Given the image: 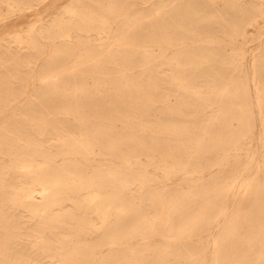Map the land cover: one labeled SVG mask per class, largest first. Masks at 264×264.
Returning <instances> with one entry per match:
<instances>
[{"label":"bare ground","instance_id":"1","mask_svg":"<svg viewBox=\"0 0 264 264\" xmlns=\"http://www.w3.org/2000/svg\"><path fill=\"white\" fill-rule=\"evenodd\" d=\"M122 1L126 10L124 17L120 16V12H122L120 9L112 7L114 6L112 5L113 3H110L109 6L102 7L100 0H76L65 8V11L69 13V18H67L65 14L66 16H64L67 19L58 18L52 22L51 26L57 28L53 35L63 41V46L60 47L59 53L50 58L49 64H51V71L47 75L51 77L55 73L57 74L59 70L60 72H64L61 75V79L66 83L72 84V91L69 95H71L70 98L73 100L63 99L67 96L61 93V89L55 87V85H50L53 88V92L46 98L45 102H41V100H44V97L41 98L39 96L36 98L39 99L37 104L52 108V110L49 111L51 113L47 117H41L39 115V108H30L33 106L31 105V103H33L32 100L22 104L21 107H23L24 110L21 111V117L19 119H15L14 117V114L17 113V105L11 106L12 108L8 115L0 119V152H10L17 155H24V153L32 155L35 152L42 153L43 149L41 142L43 140H48L51 143L57 144L62 151H78L88 159H91V154L94 149L93 145H96V147L98 146L101 152L112 155H117V143H127L133 148V151L142 149L144 152H150L153 145L148 143L149 139L146 137L148 132L142 133V136L136 137L128 130L116 138L111 135L112 122L118 119L122 121L128 119L124 116L126 115L125 111L137 112L139 109L149 111L159 109L160 113H164L166 109H171L185 114L191 107H203L206 110L204 113L205 118L199 121L197 116H194L191 122L195 127L200 125L198 126L199 129L203 131L208 140L205 148L207 150L218 151L219 160H210L203 165V167H200V169H198L199 167H195L194 169L197 170V172L204 171L217 162L220 163V167L224 169V171L232 169L231 167L238 164L241 165L238 169L239 173L243 171L249 172L252 168L246 177L243 176L244 178H241V193H232L234 195V203L230 209L231 214L229 213L224 220L227 221L228 224L223 227L224 232L235 233L237 237L238 232L236 230L238 229L239 223H247L248 226H246L248 228L252 227L248 216L253 213L255 208H257V217L264 216V209L259 206V204H263L264 206V202H262L264 201V150L261 153V160L258 158L259 155L256 156L253 151L250 150L245 152V157L240 158L237 154L238 149L249 145L253 137V128L249 112L250 102L245 98L246 94L244 91H241L240 88H236V90H238L237 94L229 95L224 85L225 80L223 83L217 84L215 82L216 79L224 75L219 71L213 70L214 68L208 70V68L203 67L197 73L200 77L198 80L208 81L206 84H208L209 90H211L213 86L218 87L219 90H216L215 93L216 98L197 95L198 93L192 90L194 85L190 84L185 78V75L181 73V70L184 68V63L181 62V58L179 59L177 55H174L168 59H164L161 53L154 54L151 52V46L153 44L166 42L165 48H167L169 47L168 45L178 37L186 36L189 33L191 35H201L205 30L204 23L207 18L206 15L203 14V8L201 6H194V11L192 13H190L189 8H187L189 12L187 16L186 12L182 15L174 9L162 11L160 13L158 11H153L155 9L149 11L151 9L150 6L142 8L143 10L141 8H136L138 3H153L161 0ZM14 5L13 3L12 6ZM249 8V13L246 16V18H248L247 21L245 23L233 25L232 29L230 28L231 30L227 28L228 25L225 23L228 20V16L226 17L219 14L222 19V24L220 25L224 28L223 33L225 36L234 37L232 38L233 40L229 38L231 41H234L235 37L239 34L243 36V39H246V34H248L246 25L253 21H257L258 17L263 18V22L260 26L264 27V0H254V3H252ZM60 10L58 13H60ZM52 14L53 16L56 15L54 13ZM61 14L62 13H60V15ZM147 16L151 17L142 19ZM55 17L57 16H54V18ZM114 21H116V28L112 29ZM234 22L236 24L235 20ZM120 32H122L121 34L123 35H121ZM262 32H264V30H258L257 36L259 37ZM206 33L207 31L204 32L205 35ZM94 34H96V37L99 35V39L95 37L97 40H91ZM104 34L112 40L115 39L117 42V44H115L116 46L112 47V41L109 42L107 46H103L104 42L102 38ZM117 35L119 36L115 37ZM33 37L35 39V36ZM243 39L241 41H243ZM77 49L84 51L83 54L80 53L82 54V60L80 59L82 65L80 67L76 66L75 63L68 65L71 52ZM162 49H164V46ZM182 49L183 47H178V51ZM262 50L264 51L263 48ZM232 56L233 54L231 57ZM89 58L93 59L92 62ZM109 64L112 66L106 70L105 68H107ZM261 66H264V64H261ZM133 68H137L138 72L144 76L143 79L145 83L143 86H137L135 76L138 73L134 72L135 70L132 71ZM242 72H240V74ZM8 74L14 73L6 72V75ZM44 74L45 73L41 74V78L46 76ZM88 76L93 77V83L90 88L85 86V79ZM174 90L180 91L181 94L178 96L179 93H176L178 96L177 99L172 105H168L166 96L170 91ZM143 91H146V94H143ZM213 92L215 91L213 90ZM9 95L10 92H8L7 85L0 80V100L2 101H0V109L6 106V99ZM262 97L263 96H260L257 99V103L259 111L264 114V105L263 102H260ZM77 98H86V100L78 104ZM221 102L224 103V106L229 105L232 106V108L229 109V107L222 106ZM216 103L217 106H215ZM96 104L102 105L105 110L101 111L99 109L96 113L84 112L85 107L91 108V106H96ZM80 106H82V108H80ZM104 116H106L109 121L106 122V119H103ZM70 117H73V122L69 121ZM129 120L132 127L140 125L139 120L136 118ZM177 120L178 119L174 122L176 128L178 127ZM184 125L183 123V126ZM32 126L35 131L30 129ZM260 129L259 137L262 139L261 147L264 148V115L261 116ZM227 153L235 154L236 156L232 161L230 159H223V156ZM45 161V163H35L32 160H28L26 155H24V159L17 165L12 166L9 170H4V168L0 167V264H39L36 262L39 255L56 254V250L52 249L51 245L56 247L58 254L62 255L61 258L58 257L60 261L58 264H94V261L97 260L94 259L92 255L94 246L88 243L82 245L79 240H75L72 245H70L69 249L63 250L64 241L52 231V228L65 224V220L62 218L63 214H61V203L59 202L61 201L62 194L69 187H72L74 191L78 192L82 188L94 187L97 185L99 187H105L109 183H115L117 187L121 188L129 187L132 191L135 189V184L131 186L132 184L129 185L126 179L120 180V177L112 173H106V175L102 177L100 171L95 172L90 177H84L82 172L75 166H66L63 164L52 165L50 159H46ZM238 176L239 174L236 176L231 174V181L234 182L238 179ZM215 180V178L214 180L210 179L206 183L207 186L204 184V188L201 190L202 192L196 191L195 194H192L188 199L175 195L172 199L166 201L162 196L158 195L153 188L142 192L139 198L145 201L147 207L152 211L153 218L150 219L147 217L144 219L143 223L138 224V227H141L138 229V233L143 234L145 230L150 233H155L159 230L160 222L163 225L164 234L171 230L174 225L173 221L187 224V228L176 233L179 235L190 233L192 231L191 229L195 226L198 227V229H201L204 225L210 227L211 223L207 221V225L206 223L202 225V220L204 223V215L207 209L218 205L217 208L220 213L227 212L226 196L231 190V186L215 183ZM164 186L162 185V187ZM100 190L102 191V189ZM161 191L162 190H160V192ZM202 196L204 199L201 198ZM36 198L39 201H37ZM67 199L68 202L69 198ZM248 199L249 201H247ZM106 200L109 199L101 196L97 191H91L74 202V206L76 207L81 204H92L90 206H93L95 211H98L97 213L102 220L98 227H103L104 230L97 244H99V242L101 244L103 242L115 241L116 238L111 236V228L109 229L108 226L105 225L104 216L106 215V203H108H105ZM130 200L131 199L122 200V203L130 202ZM218 201L220 204H218ZM67 202L65 201V203ZM247 203H250V207L245 209L244 207ZM38 204L45 206L42 207L43 211L39 214L36 212L39 209ZM157 204H160L163 209L167 207L162 219L160 218V213L156 212L158 207ZM195 204L197 205V213L190 218L183 212L178 211ZM19 205L26 206L30 210L34 207L33 212L29 211L34 216H37L31 228L20 225V223L13 221L9 216L8 208ZM56 206H58V208H56ZM170 208L171 211L169 212ZM172 209L175 211V217H173L174 214L172 216ZM69 215L74 216L72 211ZM92 225L93 224H91V226ZM123 225L124 221L121 219L118 225L113 228L118 230ZM221 226L222 225H220V227ZM259 226L264 228V223L258 221L256 227L258 228ZM95 227L96 226H93L92 229H96ZM48 228L50 229L47 230ZM77 229L78 231H82V225L78 226ZM202 231L204 232L205 230ZM36 236H41V239L38 241L33 240L32 242L33 251H37L36 253L32 254L29 252V249H24L20 246L19 241L21 239H32L33 237L36 238ZM241 243L247 245L237 250H233L232 248L233 251H230L229 257L230 264H249L252 259L259 263H264L263 246L255 248L256 246L249 243L248 239L241 240ZM163 249H166V247ZM107 254L108 252L106 254L102 253L100 257L106 258Z\"/></svg>","mask_w":264,"mask_h":264},{"label":"rangeland","instance_id":"2","mask_svg":"<svg viewBox=\"0 0 264 264\" xmlns=\"http://www.w3.org/2000/svg\"><path fill=\"white\" fill-rule=\"evenodd\" d=\"M5 1L6 0H0V80L1 82L5 83V85H7L10 95L6 99V106L0 109V119L8 115L10 109L12 108L11 106L13 105H17V113L14 114V117L15 119H19L21 117V111L24 110L23 107H21L22 104L30 102V100L35 103H31L33 106L30 108H39V115L41 117H47L51 113L49 111L52 110V108L37 104L39 99L36 98L39 96L41 98L44 97V100H41V102H45L46 98L53 92V88L50 85H55V87H59L61 89V93H63L64 96H67L63 99L73 100L70 98L71 95H69V93L72 91V84L66 83L61 79V75L64 72H60L59 70V73L57 72V74L55 73L51 77H49L47 74H49L51 71V64H49L50 58L53 55L59 53L60 47L63 46V41H61V39L57 36L56 38L53 35L57 28L52 27L51 24L58 18H69V13L65 11V8L76 0ZM13 3L15 4L14 6H12ZM100 3L102 7L109 6L110 3H113L112 5L114 6L112 7L122 11L120 12V16H125L126 10L122 0H100ZM252 3H254V0H161L159 2L155 1L153 3H138L136 8L142 9L144 7L150 6L151 9L149 11L155 9L153 11H158L160 13L162 11L174 9L176 12L182 15L186 12L187 16L189 12L192 13L194 11V6H201L203 8L202 12L207 17L204 23V32L207 31L206 35L204 32L201 35H191L189 33L186 36L174 39L173 42L168 45L170 48H165V45L167 44L166 42L153 44L151 46V52L154 54L161 53L164 59H168L174 55H177L179 59L181 58V62L184 63V68L181 70V73L185 75V78L190 84L194 85L192 90L195 91V93H198L197 95L199 96H211L214 98L216 90H219L216 85V87L213 86L211 87V90H209L210 88L208 84H206V82L208 83L207 80H198L200 77L197 72L203 67L208 68V70L214 68L213 70L219 71L225 76V78L224 76H220V78L216 79L215 82L219 84L223 83L225 80L224 85L226 86L229 95L237 94L238 90H236V88H240L241 91H244L246 94L245 98L250 102L249 112L253 128V137L251 138L249 145L238 149L237 154L240 156V158L245 157V152L250 150L253 151L256 156L259 155L258 158L261 160V153L263 152L264 148L261 147L262 139L259 137V133L261 130V116L264 114L263 112L259 111L257 99L260 96H263L260 102H263L264 105V66H261V64H264V51L262 50V48L264 49V32H262L259 37L257 36V33L258 30H264V27L260 26L263 22V18L258 17L257 21H253L246 25L248 30L246 39H243V36L239 34L235 37L234 41H231L234 37L225 36L223 33L224 28L220 25L222 24L220 15H224L226 17L228 16V20L225 23L229 26H227L229 30L232 29L233 25L245 23L248 19L246 16L249 13V6H251ZM187 8H189V12ZM59 10L60 13H62L61 15L58 13ZM52 13L56 14L54 16L57 17L54 18ZM233 15L235 16V19ZM150 17L151 16H147L143 17L142 19H148ZM234 20L236 21V24ZM115 28L116 21H114L112 24V29ZM121 33L122 32H120V34ZM32 35L35 36V39ZM94 35L92 36L91 40L95 41L99 39V35H97L98 37H96V34ZM103 36V46H107L111 41L112 47L116 46L115 44H117V42L115 39L112 40L111 38L107 37L106 34ZM118 36L119 35L115 37ZM242 39L243 41H241ZM163 46L164 49H162ZM178 47H183V49L178 51ZM83 52L84 51L79 49L72 51L68 59V65L75 63L76 66L80 67L82 65L81 60ZM232 54L233 56L231 57ZM89 60L92 62L93 59L89 58ZM111 66L112 65L109 64L105 69L107 70ZM132 71L138 73L135 76V80H137V86H143L145 83L143 79L144 76L138 72L137 68H133ZM6 72H12L14 74L6 75ZM240 72L242 73L240 74ZM43 73H45L44 75L46 76L41 78V74ZM255 73L259 75H256ZM92 83L93 77H86L85 86L90 88ZM213 90L215 92H213ZM176 93H179L178 96L181 94L180 91L174 90L170 91L166 96L168 105H172L177 99L178 96ZM143 94H146V91H143ZM85 100L86 98H77L78 104L85 102ZM221 104L224 106V103L221 102ZM215 106H217V103ZM224 107H229V109L232 108V106L229 105ZM80 108H82V106H80ZM99 109L101 111L105 110L102 105L100 106L99 104H96V106H91V108L85 107L84 112L96 113L99 111ZM205 112L206 110L200 106L189 108L185 114H181L180 112L175 110L173 111L171 109H166L164 113H160L159 109L152 111L139 109L137 112L125 111L126 115L124 116L128 119H125L124 121L118 119L112 122L111 135L115 136L116 138L128 130L136 137L142 136V133L148 132L146 135L147 139H149L148 143L153 145V148L150 150V152H144L142 149L139 151H133V148L129 144L117 143V155H112L101 152L98 146L96 147V145H93L94 149L91 154V159H88L78 151H62L57 144L51 143L48 140H43L41 142L43 149L42 153L35 152L32 155L24 153L28 160H32L35 163H45L46 159H50L52 165L63 164L66 166H75L82 172L84 177H90L95 172L100 171L102 177H104L106 173H112L115 174V176L120 177V180L126 179V182H129V185L132 184L131 186L135 184L134 190L136 192L134 190L131 191L129 187H117L115 183H109L105 187H99L98 185L94 187H86L82 188L78 192L74 191L72 187H69L62 194L61 201H59L61 203V214H63L62 218L65 220V224L52 228V231L55 232L56 236L64 241L62 249H69L70 245H72L75 240H79L82 245L87 243L91 244L94 246L92 249V255L94 256V259H97L94 261V264H230L229 257L232 248L233 250H237L247 245L241 243V240L243 239H248L249 243H252L256 246L255 248L263 246L264 249V228H261L260 226L258 228L256 227L258 221L264 223V216H256L257 208H255L253 213L248 216V218H250V224L252 227L248 228L247 223H239L238 229L236 230L238 232L237 237L235 233H226L223 230V227L228 225L227 221L224 220L227 218V215H229L232 204L234 203V195L232 193L240 192L241 178L246 177L252 168L249 172L243 171L242 173H239L238 169L241 167V165L238 164L231 167L232 169H229V172V170L224 171V169L220 167V163L217 162L209 169H205L204 171L197 172V170L194 169L195 167H199L198 169H200V167H203V165L208 163L210 160H219L218 151L207 150L205 148L208 140L203 131L199 129L198 126L200 125L195 127L191 122V119L194 116H197L199 121L204 119ZM133 118L139 120L140 125H137V127H132L129 119ZM103 119H106V122L109 121L106 116H104ZM176 119H178L177 128L174 124ZM69 121L73 122V117H70ZM183 123L185 124L184 126ZM30 129L35 131L33 126ZM235 154L227 153L223 156V159H230L232 161L237 155ZM24 155H17L10 152H0V167L4 168V170H9L12 166H15L21 162V160L24 159ZM231 174L235 176L239 174L238 179H236L234 182L231 181ZM214 178L216 179L215 183L231 186V190L226 196L227 212L220 213L217 208L218 205L207 209V212L204 215V223L202 220V225L207 221L208 223H211L210 227L204 225V227L198 229V227L195 226L191 229V232L189 230L190 233L179 235L176 233L187 228V224L173 221L174 225L172 226L171 230L164 234L163 225L160 222L159 230L157 232L150 233L145 230L143 234L138 233V229L141 228L138 227V224L143 223L144 219L147 217L150 219L153 218L152 211H150V209L147 207L145 201L139 198V195L142 192L153 188L156 190L158 195L162 196L166 201L172 199V197L175 195L186 197V199H188L192 194H195L196 191L203 190L204 184H206L210 179L214 180ZM162 185L166 186L162 187ZM100 189H102V191ZM160 190L163 192L161 191V193ZM91 191H97L98 194L109 199L105 201V203H108H106V215L104 216V221L105 225H107L109 229L111 228V236L116 237L115 241L103 242L101 244L99 242V244H97V241L100 240L104 230L103 227H98L99 223L102 221L97 213L98 211H95V208L90 206L92 204H81L78 207L74 206L75 201H78ZM137 191L140 192L138 193ZM67 198H69L68 202ZM201 198L204 199L203 196ZM125 199L131 200L130 202L122 203V200ZM249 199L247 201H249ZM36 200L39 201L37 198ZM65 201L67 203H65ZM218 204H220L219 201ZM157 206L156 212L160 213V218L162 219V217L165 215L167 207L163 209L160 204H157ZM259 206L260 208L264 209L263 204H259ZM42 207L45 206L40 204L39 209L36 211L37 214L43 211ZM138 207L141 209V211ZM249 207L250 203H247L244 208L247 209ZM56 208H58V206H56ZM33 210L34 207L30 210L28 207L22 205L11 206L8 208V212L10 214L9 216L13 221H16L20 223V225L29 228L32 227V224L35 222L37 217L29 212H33ZM71 211L73 212L74 216L69 215ZM170 211L171 208L169 212ZM178 211L183 212L187 217L190 218L195 213H197V205H190L189 207L182 208ZM111 212L114 213L112 214ZM174 212V209H172V216L174 214L173 217H175ZM121 219H123L124 225L118 230H115L113 227L118 225V222ZM208 223H206V225ZM91 224L93 225L91 226ZM80 225H82V231H78L77 229ZM220 225L222 226L220 227ZM93 226H96V229H92ZM49 229L50 228L47 230ZM202 230L205 231L203 232ZM39 239H41V236H36V238L33 237L32 239L25 238L21 239L19 244L24 249H29V252L34 254L37 251H33L32 242L33 240L38 241ZM164 246L166 249H163L165 248ZM51 247L52 249L56 250V254L39 255V258L36 260L37 263L58 264L60 262L59 258H61L62 255L57 253L58 251L56 247H53V245H51ZM197 249H200L199 252ZM107 252V257L104 256L106 258L100 257L102 253L106 254ZM253 263L264 264L252 259L251 263L249 264Z\"/></svg>","mask_w":264,"mask_h":264}]
</instances>
